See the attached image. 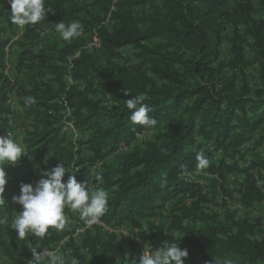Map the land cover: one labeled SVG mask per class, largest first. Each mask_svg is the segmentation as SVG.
Returning a JSON list of instances; mask_svg holds the SVG:
<instances>
[{"label": "trees", "instance_id": "trees-1", "mask_svg": "<svg viewBox=\"0 0 264 264\" xmlns=\"http://www.w3.org/2000/svg\"><path fill=\"white\" fill-rule=\"evenodd\" d=\"M79 1L45 0L47 18L24 27L26 42L9 43L0 37V132L11 129L7 94L16 86L5 72L8 48L21 47L15 68L29 75L20 102L30 123L24 130L26 155L19 169L40 163L47 171L64 164L69 169L65 182L75 175L78 182L87 180L91 190L107 193L108 211L101 221L112 227L125 222L140 226L166 208L168 218L161 225L150 222L155 232L143 233L142 238L152 242L154 251L165 240L179 244L188 251L184 264H264V238L251 237L254 223L245 217L234 221L229 212L220 219L200 206L208 201L205 189L210 199L219 190L230 193L228 175L238 171L230 160L242 144L256 137L264 144V86L251 95L244 79L240 85L234 80L220 87L214 84L217 46L229 26L240 40L231 44L229 66L247 63L243 44L248 42L238 30L254 37L257 58L264 55V0H81L86 7H79ZM91 8H96L94 20L110 14L112 24L97 30L100 48L85 51L83 35L91 32L93 22L81 13ZM10 15V6L5 5L0 18L10 20ZM48 17L66 24L78 20L83 35L71 42L62 40L58 50L36 52ZM75 53L78 57H73ZM69 77L78 83L69 85ZM136 95L145 96L144 103L152 109L149 115L157 121L154 127L130 121L126 100ZM29 96L35 97V104H25ZM71 125L80 135L77 141L69 137ZM144 133L152 135L139 140ZM121 146L126 149L119 150ZM201 150L209 166L197 171ZM97 161L101 164L91 178L90 167ZM255 165L264 167V156H257ZM240 192L246 206L264 200L248 174ZM9 226V222L4 226V234L0 227V253L10 259L16 253L14 264H26L32 255L29 249L37 243L39 248L49 246L54 238L62 240L75 230L66 221L64 230L50 229L45 238L28 237L29 243L18 245L21 241ZM103 234L95 227L77 244L68 239L66 264L72 260L124 264L115 262L116 249ZM80 247L87 250L89 261L81 256ZM140 255L123 261L136 264Z\"/></svg>", "mask_w": 264, "mask_h": 264}, {"label": "clouds", "instance_id": "clouds-1", "mask_svg": "<svg viewBox=\"0 0 264 264\" xmlns=\"http://www.w3.org/2000/svg\"><path fill=\"white\" fill-rule=\"evenodd\" d=\"M8 3L10 4V20L20 29L25 26H34L47 18L49 9L45 8V0H8ZM54 25L55 31L65 42H71L83 34L82 25L78 21L66 24L61 20ZM128 93L125 90V94ZM144 100L143 95L132 96L126 100V107L131 113L130 121L133 125L154 127L157 121L149 115L152 109L144 103ZM35 103V97L25 98L26 105ZM137 135L140 136L139 133ZM23 155H26L23 147L12 136L8 134L0 136V206L7 201L4 192L8 181L4 166H17ZM196 161L197 171H202L209 166V160L204 156L203 150L197 153ZM181 170L184 174H188L183 165ZM67 171L69 169L64 164L58 163L51 170L42 171L41 178L35 182V186L23 182L20 184V193L11 198L12 203L22 208L10 224L17 239L21 241L26 237L42 239L49 234L50 229L57 232L64 230L66 208L77 212L79 218L88 227L100 222L108 211L107 193L102 188L91 190L87 180L78 182L75 175H69L65 182L63 178ZM89 174V177L93 175L91 172ZM96 180L102 182V177L97 175ZM5 223H8L7 219L0 218V224ZM150 249V245L147 249L145 246L144 252L135 259L136 264H184V260L188 257L187 249L182 250L179 244L170 243L168 240H165L157 250ZM29 251L32 254L29 264H66L65 257L57 251L38 250V247H31ZM72 264H77V261L72 260ZM224 264H231V262H224Z\"/></svg>", "mask_w": 264, "mask_h": 264}, {"label": "rangeland", "instance_id": "rangeland-1", "mask_svg": "<svg viewBox=\"0 0 264 264\" xmlns=\"http://www.w3.org/2000/svg\"><path fill=\"white\" fill-rule=\"evenodd\" d=\"M5 5H9L8 0H0V10L5 7ZM86 7V3L83 1H79V7ZM81 15H84L85 20L92 21L93 27L91 32L82 34L83 36L87 35L85 38V42L83 43L82 48L85 51H90L88 45L93 42V38L95 34L97 33V30L102 26H107L112 24L111 18L108 19L107 16L103 19L101 18L100 21L94 20L96 17V8L89 9L88 13H85L84 11L81 13ZM78 21V20H76ZM79 22V21H78ZM55 23L57 21L55 19H52L51 17H48L46 21V28L43 31L39 42L35 46V51L37 52L40 49H48L47 52H52L55 48L56 50L59 49L60 43L62 39L59 37V34L55 31ZM81 35V36H82ZM238 36H241L242 39L247 40L248 43L243 44V53L244 58L247 60V63L243 67H231L229 66V61L232 58V52H231V44L233 41L236 43L240 42L239 39H237L234 31V27L229 26L224 32L221 41L219 42L217 46V50L219 52L218 60L216 61L214 67L216 69V75L214 77V84L217 87H220L223 85V83H229L231 80H234L237 85H240L242 82L241 79H244V82L248 85V87L252 92L256 89H260L264 86V67L262 68L261 64H264V55L262 57H256L257 56V49L255 45V39L253 36L249 34H244V31L238 30L237 32ZM0 37L8 40L9 43L11 42H20L25 41L24 38V28L20 29L18 26L14 25L11 20H6L4 17L0 18ZM133 51V49H131ZM21 51V47L19 45H13L12 47L7 49V69H6V75L9 76L11 81L15 80L16 86L12 89V91L8 92L7 94V104L10 107V110L12 111V114H9V120H12V124L10 125L11 129L8 130L10 132V136L13 137V139L19 143L23 149L25 148L24 145V130L29 126L30 119L26 117V112L24 111V108L21 106L20 102L24 99L23 91L27 90L29 87V75L25 70H17L16 63H17V56ZM79 53H75L73 57H78ZM72 56L68 57V59H71ZM117 61V60H116ZM152 134H143L139 140L143 138H150ZM0 136H6V131L0 132ZM71 140L75 141L79 138L73 135L69 136ZM77 141V140H76ZM40 163H36L33 165H29L26 167H23L22 169H19V164L15 167L11 165H5L4 170L7 174V184L5 186V192L4 197L8 201L5 202L3 206H0V218H6L7 221L11 224L12 219L22 210L21 206L16 205L12 203V196L18 195L20 193V184L23 183H30L35 186V182L38 181L41 178V172L44 171L40 167ZM201 183H203L202 179L200 180ZM177 200V199H176ZM175 200V201H176ZM232 201H235V197L232 199ZM188 203V201L186 202ZM204 203V202H203ZM203 203L200 204L202 210L204 208ZM7 208H9L8 211ZM260 212L259 214H254L251 211H248L246 208V212H241L239 210H231L230 216L232 220L237 221L242 218H247L251 223H254L256 225L253 234H257L259 231H261V226H264V202L260 205L259 208ZM161 216L156 219H149L146 222L144 221L140 226H132L129 222L123 223L121 226H125L129 229L131 233V239L127 240L121 236H117L114 234H103L106 237V240L110 241L112 240V246L114 249H116L114 259L116 263L123 262L125 264V259L128 258L129 255H135L137 252H140V249L145 250L150 245L153 249V244L147 239L142 238L143 233H151L152 231L155 232L150 226V222L153 225H161L163 221H165L168 218V211L166 208H163L161 211ZM68 214V209H65V215ZM257 215V216H256ZM68 223V222H67ZM5 224H0V227H2V233L4 234V226ZM10 227V226H9ZM119 227V226H117ZM11 230H13L10 227ZM138 230L139 232L136 233L135 230ZM14 231V230H13ZM166 233V231H165ZM172 234L173 230H171ZM71 235V232L69 236ZM113 238V239H112ZM255 238V236H254ZM256 239V238H255ZM61 239L54 238L50 243L58 242ZM21 241V240H20ZM29 243L30 240L28 237L25 238V240L18 243ZM17 245V246H18ZM30 245L28 244V247ZM31 247V246H30ZM36 247H38V250L43 249L39 248V245L37 243ZM68 248V247H67ZM66 248V249H67ZM152 251V250H151ZM18 252V248H17ZM79 252L81 256L87 261H89L87 258V251L85 249H82L80 247ZM64 251L62 250L59 252L60 255L64 256ZM17 257V254L15 253L13 259ZM32 258V255L29 257ZM6 257L3 255V253H0V264H14V260ZM30 259L26 261V264H29ZM124 260V261H123Z\"/></svg>", "mask_w": 264, "mask_h": 264}, {"label": "built area", "instance_id": "built-area-1", "mask_svg": "<svg viewBox=\"0 0 264 264\" xmlns=\"http://www.w3.org/2000/svg\"><path fill=\"white\" fill-rule=\"evenodd\" d=\"M111 10H114V6L111 7ZM110 19V14L107 16ZM89 50L92 51L93 49L100 48V42L97 33L93 38V42L88 45ZM69 85L77 84L78 82H74L70 77L68 78ZM81 84V83H79ZM9 124H12V120H9ZM73 130V134L76 137L80 136L77 131L74 129L73 125H71ZM10 135V132H6V135ZM209 149H212V144L209 143L207 145ZM125 150L124 146L119 147V150ZM257 156H264V144L257 143V137L251 139L250 141L242 144L240 146L238 154L230 160V163H235L238 167V171L235 173H230L228 175V184L227 189L229 190V194L222 192L219 190V193L215 195L212 199L210 193L207 189H205L204 194H206L208 201L203 203V210L209 211L211 213H216L220 219L224 218L227 212H231V210H239L241 212H246V208L248 211H251L254 214H259L260 205L264 202V200L256 205L246 206L241 201V192H240V185L245 181L246 174L249 175V180L256 189H258L261 193L264 194V167L261 165L253 166V161ZM100 161L96 162L94 166L91 167L90 172L91 174L94 173L95 169L100 166ZM196 174V173H195ZM206 176L208 174H205ZM190 174L186 176L185 179H188ZM217 178V176H214ZM206 185V184H205ZM235 197V201L233 202L232 199ZM190 203V199L188 200V204ZM264 212V211H263ZM262 215L264 213H261ZM257 216V215H256ZM66 221H69L73 225H75L74 232L71 233L69 237L63 238L58 242H53L49 246L44 247L45 250L50 251H57L58 253L62 250L66 249L68 239H72V241L77 244L80 242L81 238L84 236L87 230H92L93 228L97 227L100 229L102 233L106 234H114L117 236H121L127 240L131 239V233L129 229L125 226L119 227H111L105 222L101 221L91 227H88L84 224V222L79 218L77 212L68 209V214L66 215ZM264 225V224H263ZM261 231L257 234H253L252 238L261 240L264 238V226H261ZM136 233L139 231L136 229ZM127 235V236H126ZM154 251L152 248L150 249ZM144 252V249H140V254Z\"/></svg>", "mask_w": 264, "mask_h": 264}]
</instances>
